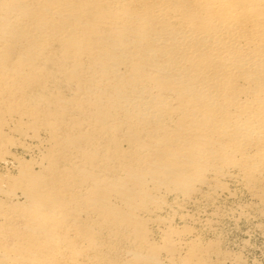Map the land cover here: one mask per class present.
I'll list each match as a JSON object with an SVG mask.
<instances>
[{
    "label": "bare ground",
    "instance_id": "obj_1",
    "mask_svg": "<svg viewBox=\"0 0 264 264\" xmlns=\"http://www.w3.org/2000/svg\"><path fill=\"white\" fill-rule=\"evenodd\" d=\"M258 217L264 0H0V264H244Z\"/></svg>",
    "mask_w": 264,
    "mask_h": 264
},
{
    "label": "rangeland",
    "instance_id": "obj_2",
    "mask_svg": "<svg viewBox=\"0 0 264 264\" xmlns=\"http://www.w3.org/2000/svg\"><path fill=\"white\" fill-rule=\"evenodd\" d=\"M221 234L224 249L244 264H264V217L225 220Z\"/></svg>",
    "mask_w": 264,
    "mask_h": 264
}]
</instances>
